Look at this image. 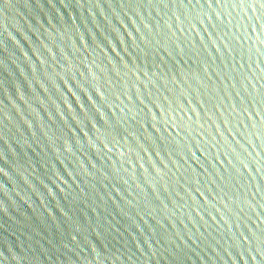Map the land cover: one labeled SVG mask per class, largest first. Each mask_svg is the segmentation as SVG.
<instances>
[{
  "label": "water",
  "instance_id": "obj_1",
  "mask_svg": "<svg viewBox=\"0 0 264 264\" xmlns=\"http://www.w3.org/2000/svg\"><path fill=\"white\" fill-rule=\"evenodd\" d=\"M0 264H264V0H0Z\"/></svg>",
  "mask_w": 264,
  "mask_h": 264
}]
</instances>
